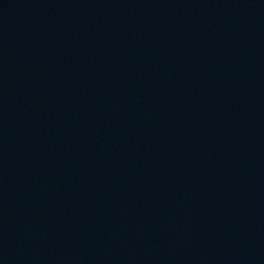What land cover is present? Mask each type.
<instances>
[{
  "label": "water",
  "instance_id": "1",
  "mask_svg": "<svg viewBox=\"0 0 264 264\" xmlns=\"http://www.w3.org/2000/svg\"><path fill=\"white\" fill-rule=\"evenodd\" d=\"M238 0H0V264H235Z\"/></svg>",
  "mask_w": 264,
  "mask_h": 264
}]
</instances>
